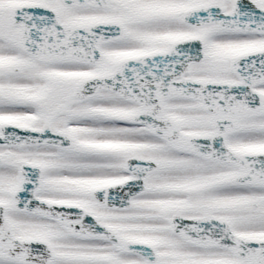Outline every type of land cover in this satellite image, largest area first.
Masks as SVG:
<instances>
[{"label": "snow or ice", "instance_id": "6c2138e0", "mask_svg": "<svg viewBox=\"0 0 264 264\" xmlns=\"http://www.w3.org/2000/svg\"><path fill=\"white\" fill-rule=\"evenodd\" d=\"M0 264H264V0H0Z\"/></svg>", "mask_w": 264, "mask_h": 264}]
</instances>
